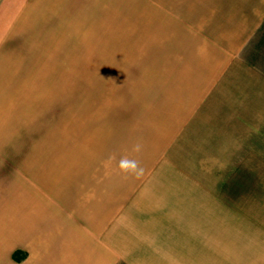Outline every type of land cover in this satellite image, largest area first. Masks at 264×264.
Listing matches in <instances>:
<instances>
[{
  "label": "crops",
  "instance_id": "1",
  "mask_svg": "<svg viewBox=\"0 0 264 264\" xmlns=\"http://www.w3.org/2000/svg\"><path fill=\"white\" fill-rule=\"evenodd\" d=\"M0 31V264H264V0H4ZM111 40L117 114L72 93L27 127L23 60L85 91Z\"/></svg>",
  "mask_w": 264,
  "mask_h": 264
},
{
  "label": "rangeland",
  "instance_id": "2",
  "mask_svg": "<svg viewBox=\"0 0 264 264\" xmlns=\"http://www.w3.org/2000/svg\"><path fill=\"white\" fill-rule=\"evenodd\" d=\"M3 1L0 0V6ZM90 46V57L79 59L80 61L77 62L80 64L83 61L84 69L76 67L79 64L74 65L76 67L73 75L74 87L81 83L87 84L88 89L85 91L68 92L69 76L65 65L66 59L25 58L23 60L26 67L23 87L27 127L33 125V116L39 111L37 105L45 106L44 104H48L50 99L64 104L72 93L75 94V113H86L88 116L117 114V40L105 43V54L112 57L103 60L93 57L102 54V50L97 53L94 44ZM81 95L84 96L83 99ZM60 109L61 107L57 108L58 112ZM249 191V195H246L250 201L244 203V206L250 212V226H264V187H250Z\"/></svg>",
  "mask_w": 264,
  "mask_h": 264
},
{
  "label": "clouds",
  "instance_id": "3",
  "mask_svg": "<svg viewBox=\"0 0 264 264\" xmlns=\"http://www.w3.org/2000/svg\"><path fill=\"white\" fill-rule=\"evenodd\" d=\"M134 150L139 152L141 150V145L137 144ZM120 170L126 176H136L137 178L142 175L144 171L137 160L126 157L121 159Z\"/></svg>",
  "mask_w": 264,
  "mask_h": 264
}]
</instances>
